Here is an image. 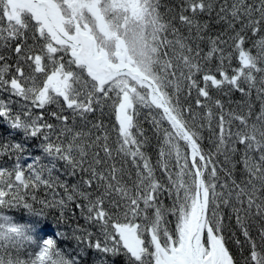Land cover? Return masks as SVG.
Here are the masks:
<instances>
[{
	"label": "snow or ice",
	"instance_id": "obj_1",
	"mask_svg": "<svg viewBox=\"0 0 264 264\" xmlns=\"http://www.w3.org/2000/svg\"><path fill=\"white\" fill-rule=\"evenodd\" d=\"M0 264H264V0H0Z\"/></svg>",
	"mask_w": 264,
	"mask_h": 264
}]
</instances>
